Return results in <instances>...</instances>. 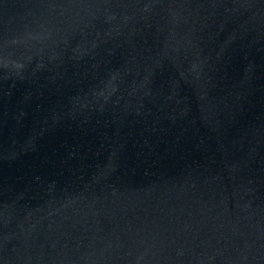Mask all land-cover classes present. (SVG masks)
<instances>
[{"label":"water","instance_id":"95a60500","mask_svg":"<svg viewBox=\"0 0 264 264\" xmlns=\"http://www.w3.org/2000/svg\"><path fill=\"white\" fill-rule=\"evenodd\" d=\"M0 264H264V0H0Z\"/></svg>","mask_w":264,"mask_h":264}]
</instances>
